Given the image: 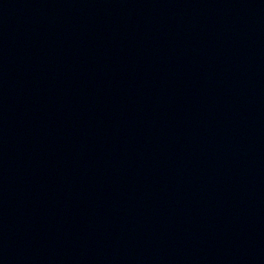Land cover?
I'll list each match as a JSON object with an SVG mask.
<instances>
[{
  "label": "water",
  "instance_id": "obj_1",
  "mask_svg": "<svg viewBox=\"0 0 264 264\" xmlns=\"http://www.w3.org/2000/svg\"><path fill=\"white\" fill-rule=\"evenodd\" d=\"M0 264H264V0H0Z\"/></svg>",
  "mask_w": 264,
  "mask_h": 264
}]
</instances>
